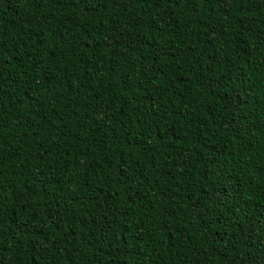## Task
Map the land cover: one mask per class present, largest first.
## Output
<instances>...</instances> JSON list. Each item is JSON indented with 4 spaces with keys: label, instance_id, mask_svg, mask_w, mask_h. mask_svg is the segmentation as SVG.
Returning a JSON list of instances; mask_svg holds the SVG:
<instances>
[{
    "label": "trees",
    "instance_id": "obj_1",
    "mask_svg": "<svg viewBox=\"0 0 264 264\" xmlns=\"http://www.w3.org/2000/svg\"><path fill=\"white\" fill-rule=\"evenodd\" d=\"M0 264H264V0H0Z\"/></svg>",
    "mask_w": 264,
    "mask_h": 264
},
{
    "label": "snow or ice",
    "instance_id": "obj_2",
    "mask_svg": "<svg viewBox=\"0 0 264 264\" xmlns=\"http://www.w3.org/2000/svg\"><path fill=\"white\" fill-rule=\"evenodd\" d=\"M132 42H133V43H135L136 41H135V40H133Z\"/></svg>",
    "mask_w": 264,
    "mask_h": 264
}]
</instances>
